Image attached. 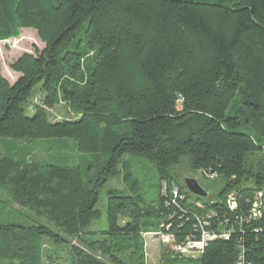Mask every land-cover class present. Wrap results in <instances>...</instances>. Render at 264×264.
Instances as JSON below:
<instances>
[{"label": "trees", "instance_id": "obj_1", "mask_svg": "<svg viewBox=\"0 0 264 264\" xmlns=\"http://www.w3.org/2000/svg\"><path fill=\"white\" fill-rule=\"evenodd\" d=\"M22 29L44 47L13 83L0 64V203L35 219L0 221V264H147L144 234L202 232L196 259L166 247L160 264H264V0H0V41ZM181 166L215 196L187 192ZM114 176L128 191L108 189L107 227L89 230Z\"/></svg>", "mask_w": 264, "mask_h": 264}, {"label": "rangeland", "instance_id": "obj_2", "mask_svg": "<svg viewBox=\"0 0 264 264\" xmlns=\"http://www.w3.org/2000/svg\"><path fill=\"white\" fill-rule=\"evenodd\" d=\"M44 47L43 43L39 41L37 38V35L35 31L32 29H22L20 31V34L17 38L9 39L6 41H0V64H1V72L2 75L10 82L13 83L18 75L15 74V72L11 71L9 68V65L17 59L19 56H21L24 53H33L35 49L41 50ZM33 100V98H32ZM50 114L52 116V119H62V118H70L66 114V110L62 105H58L55 108L49 110ZM49 142H53L52 140H42L40 143L42 146H46L49 144ZM70 142V141H69ZM71 143V142H70ZM70 154L73 156L76 155L75 152L69 151ZM69 153L66 154L64 158L61 160L57 159L58 157L56 155H45L42 157L45 158H39L44 159L47 161H50L52 163L56 164H68L69 159ZM39 154H43L39 152ZM38 154V155H39ZM45 154V153H44ZM65 154V153H64ZM64 156V155H63ZM78 157L75 158L77 161ZM137 160L140 161V164L136 166V168L132 169L133 176L138 179V185L142 190H153V184H154V176L155 171L152 164L144 160L143 158H137L133 159L134 162H137ZM174 175L178 181V183H182V179L185 176H189L192 178H195L198 183L206 190L208 191L209 195L208 197H214L217 190H218V184L215 183L212 178L206 177L201 175L199 172H190L185 169L184 166L175 168L173 170ZM110 188L119 189L128 191L127 185L123 182L121 176H114L109 178L104 187L99 191L98 199L96 203V207L101 210V216L94 220L90 226L89 230H103L107 227L106 223V213H105V207H106V191ZM4 203H7L3 199ZM8 208H12L13 211ZM8 208L3 206V203H0V221H12V222H19V223H31L35 217L30 212L19 209L16 205H11L8 203ZM99 239V237H98ZM144 241H145V255L147 264H160L161 263V257L163 254V251H165L166 247H170V243H168L167 238L163 237L159 234H144ZM72 243L75 245L78 244L76 240H72ZM53 250L55 252V246L53 247ZM197 249H191L187 255L190 256L192 259L197 258ZM65 260L70 262V257H64ZM67 261L65 263L58 261L55 264H70Z\"/></svg>", "mask_w": 264, "mask_h": 264}, {"label": "built area", "instance_id": "obj_3", "mask_svg": "<svg viewBox=\"0 0 264 264\" xmlns=\"http://www.w3.org/2000/svg\"><path fill=\"white\" fill-rule=\"evenodd\" d=\"M260 198H261V193H258L257 197L255 198V200L252 204L251 215H250L251 217H257L259 215V206L261 205ZM161 236L167 238V241H168V243H170L169 245H170V247H172L173 250H175V251H177V252H179L185 256H188V257H190V256L187 254L191 249H197V253L199 254L200 251L202 250L205 242L208 239H211L214 237L213 235H211L209 233L202 232L201 238L199 241H187L183 245H176V244L171 243V241H172L171 236H169V235H161ZM198 254H197V256H198Z\"/></svg>", "mask_w": 264, "mask_h": 264}, {"label": "water", "instance_id": "obj_4", "mask_svg": "<svg viewBox=\"0 0 264 264\" xmlns=\"http://www.w3.org/2000/svg\"><path fill=\"white\" fill-rule=\"evenodd\" d=\"M182 184L185 187L186 191L190 194L199 198L208 197L209 193L198 183L195 178L185 176L182 179Z\"/></svg>", "mask_w": 264, "mask_h": 264}, {"label": "crops", "instance_id": "obj_5", "mask_svg": "<svg viewBox=\"0 0 264 264\" xmlns=\"http://www.w3.org/2000/svg\"><path fill=\"white\" fill-rule=\"evenodd\" d=\"M15 74H17V73H15ZM18 76H19V74H17Z\"/></svg>", "mask_w": 264, "mask_h": 264}]
</instances>
